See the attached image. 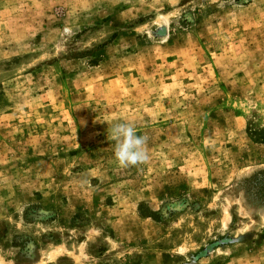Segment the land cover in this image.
<instances>
[{
    "label": "rangeland",
    "instance_id": "obj_1",
    "mask_svg": "<svg viewBox=\"0 0 264 264\" xmlns=\"http://www.w3.org/2000/svg\"><path fill=\"white\" fill-rule=\"evenodd\" d=\"M0 264H264V0H0Z\"/></svg>",
    "mask_w": 264,
    "mask_h": 264
}]
</instances>
